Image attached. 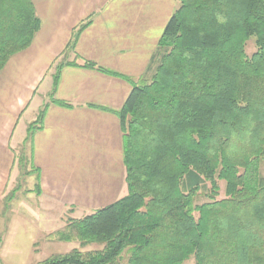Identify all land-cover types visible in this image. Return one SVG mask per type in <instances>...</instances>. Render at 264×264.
I'll list each match as a JSON object with an SVG mask.
<instances>
[{
  "label": "trees",
  "instance_id": "1",
  "mask_svg": "<svg viewBox=\"0 0 264 264\" xmlns=\"http://www.w3.org/2000/svg\"><path fill=\"white\" fill-rule=\"evenodd\" d=\"M39 28L30 0H0V71ZM127 81L126 194L47 235L79 249L39 264H264V0H179L146 73Z\"/></svg>",
  "mask_w": 264,
  "mask_h": 264
},
{
  "label": "crops",
  "instance_id": "2",
  "mask_svg": "<svg viewBox=\"0 0 264 264\" xmlns=\"http://www.w3.org/2000/svg\"><path fill=\"white\" fill-rule=\"evenodd\" d=\"M30 1L40 28L29 47L10 57L0 71V196L9 186L28 126L42 111L27 144L30 163L38 172L27 178L34 181L28 194L36 199L47 226L54 211H60L56 214L63 224L68 212H93L126 194L116 112L131 92L127 79L136 81L146 73L179 0ZM82 62L109 73L82 67ZM31 207L26 217L32 216L33 222L40 211ZM8 224L7 229L6 220L0 219V241L6 230L11 233L12 222ZM22 230L26 247L36 251L37 233ZM50 231L41 237L54 233ZM13 240L2 242V248L0 243V250L7 247L2 251L7 262L0 264H20L7 259L21 251Z\"/></svg>",
  "mask_w": 264,
  "mask_h": 264
},
{
  "label": "rangeland",
  "instance_id": "3",
  "mask_svg": "<svg viewBox=\"0 0 264 264\" xmlns=\"http://www.w3.org/2000/svg\"><path fill=\"white\" fill-rule=\"evenodd\" d=\"M256 47L254 44V39L251 38L250 40L247 41L246 43V54L250 56L253 52H255ZM17 155H19L20 152H23V155L25 156L26 162L28 161L29 158V153H28V146H22L20 147L17 151ZM32 166L27 162L26 164V171H30ZM34 175V174H33ZM34 187V181L32 179H29L27 177H22L21 172L17 167L16 161H15V168L14 172L12 175V178L10 179L9 186L6 188L2 196H0V204L3 202H6L4 206L1 207L0 209V219L4 218L6 220V228L8 229V222H12V227H11V233H9L6 230V233H3L2 237H5V242L8 243L10 238H14L13 244L19 245L20 247V252L15 253V255L10 254L7 259L10 260H15L18 261L20 264L21 262L23 264H39L43 262L44 260L48 259L50 256L54 255H59V254H66L72 251L73 249H79V243L78 242H68V243H63L57 238L54 240H49L46 237H41L42 232L45 230H51L50 232H57L62 231L66 225V220L69 219L70 217L73 219H78L81 218L82 216H85L87 214L92 213V211H83V215H80L79 212H75L72 215H69L68 213L65 215V219L63 221V224L59 221V218L57 216L60 211H54L55 213L48 217L50 219V223L45 225V220L46 216H44L43 212L41 210L36 209V204L34 203L36 199L32 198L29 196V190ZM16 188H20L17 192H15V195L13 196L14 199L12 201H9L8 198L11 197V192L15 190ZM223 196V192L221 191L220 197ZM203 197L198 198V202L202 203L204 202ZM14 202V206H12V203ZM28 205H32L30 208L31 210L39 212V216H34L35 221L32 222V216L31 218L26 217L29 213V208ZM97 210V209H96ZM28 213V214H27ZM57 213V214H56ZM32 215V213H31ZM25 218V219H24ZM30 219L31 222H28ZM21 221V223H18ZM24 220V221H22ZM13 221H17L16 223H13ZM27 222V223H24ZM18 223V225H17ZM16 225V226H14ZM60 226H63L60 230ZM20 227V228H18ZM23 229L29 228L34 229L33 231L37 233L36 237V248L37 250L32 251L31 249L26 247V243L28 245V241L23 238ZM1 243V248H2V242ZM7 247H5L3 250H5ZM100 247L98 245L92 244L88 245L85 248L81 249V251H92L95 249H99ZM2 249L0 250V260L3 262H7L5 259H3V251ZM10 262V261H9ZM184 264H194V261L192 259L186 261Z\"/></svg>",
  "mask_w": 264,
  "mask_h": 264
}]
</instances>
